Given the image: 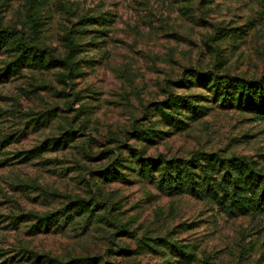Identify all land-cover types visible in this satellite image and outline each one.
Instances as JSON below:
<instances>
[{
  "label": "rangeland",
  "instance_id": "374dc122",
  "mask_svg": "<svg viewBox=\"0 0 264 264\" xmlns=\"http://www.w3.org/2000/svg\"><path fill=\"white\" fill-rule=\"evenodd\" d=\"M0 27L60 61L0 49V264H264V213L195 191L261 189L264 118L203 75L264 78V0H0Z\"/></svg>",
  "mask_w": 264,
  "mask_h": 264
},
{
  "label": "trees",
  "instance_id": "16d2710c",
  "mask_svg": "<svg viewBox=\"0 0 264 264\" xmlns=\"http://www.w3.org/2000/svg\"><path fill=\"white\" fill-rule=\"evenodd\" d=\"M261 1V0H256ZM16 32L11 29L0 27V49L5 48H13L17 54L18 63L26 62L29 66H38V67H46L50 63H58L52 55L45 53L44 50L35 49L27 43L22 42L20 38L15 37ZM71 47H69L70 49ZM203 78L206 82H210L212 87L215 90H222V102L223 104H227L231 106L232 104L241 106L243 105L245 108H253L256 107V111H260V115L264 118V78L259 80H244L239 78H228L226 76H220L218 74H205ZM246 103V105H245ZM187 104V105H184ZM187 107L188 110L192 108L190 102H185L184 100H178V97H175V100L168 102L166 108L171 112H177L179 109ZM165 117V121L168 125H173L179 129L184 128V123L174 119V116L169 112L162 111ZM139 140H148L145 137L138 136ZM66 141V140H65ZM66 143V142H65ZM138 156V154L136 155ZM228 166L230 161H227ZM189 163H186V165ZM184 168V167H183ZM181 172H178L180 174ZM114 174L110 172L106 175ZM182 175H178L175 177L174 183L180 185ZM115 178H118L115 177ZM189 178V179H188ZM191 177H185V181L187 183H193ZM162 184L164 188H167L168 192H173L174 189L171 186L170 180L163 179ZM201 183L202 179H201ZM197 183L198 189L195 188V191L199 197L203 195H209L211 192L213 193L216 202L222 204H227L228 211L231 213L238 214H249V213H264V180L260 181L258 187L261 188L260 191L255 192L252 191L250 195H241L236 192L228 194L226 190L223 189L221 185L217 187H213L208 184L206 189L203 187V184ZM175 192V191H174ZM177 193V192H175ZM75 207L83 210L85 207L78 203L75 204ZM51 216H47L48 220ZM45 219V218H44ZM43 219V221H44ZM45 222V221H44ZM82 260H73L69 264H80Z\"/></svg>",
  "mask_w": 264,
  "mask_h": 264
}]
</instances>
